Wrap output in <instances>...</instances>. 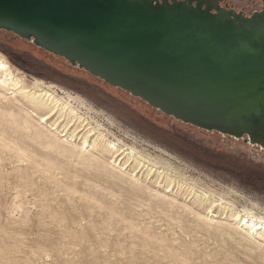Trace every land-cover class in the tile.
Returning a JSON list of instances; mask_svg holds the SVG:
<instances>
[{
	"label": "rangeland",
	"instance_id": "rangeland-1",
	"mask_svg": "<svg viewBox=\"0 0 264 264\" xmlns=\"http://www.w3.org/2000/svg\"><path fill=\"white\" fill-rule=\"evenodd\" d=\"M261 1L221 5L248 16ZM0 55L25 90L56 93L137 156L80 151L0 85V264H264V238L230 221L264 220V151L247 136L176 120L3 27Z\"/></svg>",
	"mask_w": 264,
	"mask_h": 264
},
{
	"label": "water",
	"instance_id": "water-1",
	"mask_svg": "<svg viewBox=\"0 0 264 264\" xmlns=\"http://www.w3.org/2000/svg\"><path fill=\"white\" fill-rule=\"evenodd\" d=\"M193 1L0 0V27L178 107L224 117L257 110L264 27Z\"/></svg>",
	"mask_w": 264,
	"mask_h": 264
},
{
	"label": "bare ground",
	"instance_id": "bare-ground-1",
	"mask_svg": "<svg viewBox=\"0 0 264 264\" xmlns=\"http://www.w3.org/2000/svg\"><path fill=\"white\" fill-rule=\"evenodd\" d=\"M189 1V0H184ZM205 2L210 8L212 7L214 10L218 9V5H213L210 3V0H196ZM224 9V8H223ZM229 13L230 17L234 19L236 22L242 24L247 18L252 16L253 18L249 20L252 22L253 20H257L256 24L258 28L264 27V10L261 12H254L249 16H245L242 13L235 12L233 10H226ZM32 42L41 46V42L37 39L29 38ZM42 47V46H41ZM46 48H50L48 45ZM44 48V47H43ZM56 52V50H53ZM57 53V52H56ZM4 56L0 55V85L4 89L12 87V92L16 90H25V86H23L20 81H18ZM78 68H84L90 74L102 79L107 84L116 86L123 90L128 91L133 96L141 98L148 104H150L153 108L161 111L162 113L171 116L172 118L179 120L184 123L192 124L194 126H199L200 128H204L207 130L216 129L222 135H229L233 138H241L243 136H247V141L251 145L259 146L264 149V105L259 106L257 110L250 111H238L236 114L232 116L224 117L222 114L218 113H210L201 111L198 109H193L190 107H178L170 104L169 102L152 96L143 90L136 88L129 84L128 82L122 80L119 76L112 74L98 66L86 62V61H74L72 62ZM8 87V88H7ZM40 90V89H38ZM8 91V90H6ZM36 91V90H35ZM30 90L21 91L29 97L32 103H35L32 107L36 112H33L34 115L36 113L41 112L43 109L46 111L41 116V120L44 119L46 121H54L53 126L50 130H57L62 132L60 136H65L70 130L71 138L70 140H74L77 138H82V144L80 146H76L80 151H85L89 143L91 144V149L100 150L105 144L106 149H108L107 153L112 154V161L120 162L125 159V156L135 157L131 151L126 148L119 147V145L115 142H110L99 137L100 131L97 130V127L93 125L91 120L88 118H82V116L77 115L70 107V105L63 104L62 99L57 96L55 93L46 92L40 93ZM0 96L2 94L0 93ZM71 98V97H70ZM41 110V111H40ZM79 111V110H78ZM80 112V111H79ZM98 133V134H97ZM97 134V135H95ZM92 141H90V138ZM105 138V137H104ZM85 145V146H84ZM124 166H129L128 160ZM212 214V210L209 211ZM211 216H217L216 214ZM230 221L236 222V225L241 230L245 231L246 234L257 237L264 238V220H260L255 218L252 215H242L240 212H235L231 215Z\"/></svg>",
	"mask_w": 264,
	"mask_h": 264
},
{
	"label": "flooded vegetation",
	"instance_id": "flooded-vegetation-1",
	"mask_svg": "<svg viewBox=\"0 0 264 264\" xmlns=\"http://www.w3.org/2000/svg\"><path fill=\"white\" fill-rule=\"evenodd\" d=\"M222 1H224V0H210V3L213 4V5H218L219 7H222L224 9H226V10H233L235 12H238L237 10L233 9V7L232 8H227V7L223 6V5H221ZM193 2L195 3L196 1H193ZM261 2H262V5H263V9H261L260 11L255 10L254 12H261V11L264 10V0H262ZM238 13H240V12H238ZM243 15H245V14H243ZM245 16H247V15H245ZM243 137H245V136H243ZM243 137H241V138H243ZM234 139L239 140L240 138H234ZM250 146L253 147V148L255 147L254 150H256L258 153H261V150L264 151V149L260 148L259 146L251 145V144H250Z\"/></svg>",
	"mask_w": 264,
	"mask_h": 264
}]
</instances>
